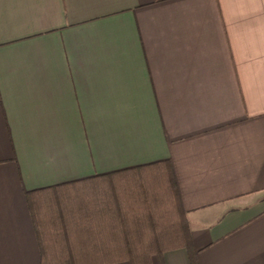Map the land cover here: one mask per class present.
I'll list each match as a JSON object with an SVG mask.
<instances>
[{
	"label": "crops",
	"instance_id": "1",
	"mask_svg": "<svg viewBox=\"0 0 264 264\" xmlns=\"http://www.w3.org/2000/svg\"><path fill=\"white\" fill-rule=\"evenodd\" d=\"M161 161L197 264H264V0H0V264L26 192Z\"/></svg>",
	"mask_w": 264,
	"mask_h": 264
},
{
	"label": "trees",
	"instance_id": "2",
	"mask_svg": "<svg viewBox=\"0 0 264 264\" xmlns=\"http://www.w3.org/2000/svg\"><path fill=\"white\" fill-rule=\"evenodd\" d=\"M39 264H197L169 161L25 193Z\"/></svg>",
	"mask_w": 264,
	"mask_h": 264
}]
</instances>
